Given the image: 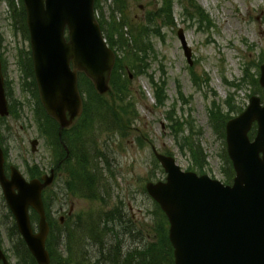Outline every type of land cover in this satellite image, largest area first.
I'll use <instances>...</instances> for the list:
<instances>
[{
	"label": "rangeland",
	"instance_id": "rangeland-1",
	"mask_svg": "<svg viewBox=\"0 0 264 264\" xmlns=\"http://www.w3.org/2000/svg\"><path fill=\"white\" fill-rule=\"evenodd\" d=\"M118 1L123 2L125 11L119 9L114 0H101V5L97 6L105 11L106 17H111L112 24L124 26L125 38L129 39L130 44L133 35L143 40L144 29H160L158 34L148 33L145 36L153 47L147 58L149 67L146 72L133 70L136 48L133 44L127 47L125 68L117 78V94H109L103 99L92 96L89 99L90 114L77 127L60 135L59 126L36 117V101L23 91L22 83L27 89H33L34 80L28 71L24 72V77L21 76L17 65L19 51H24V69L28 65L25 56L30 50L29 35L22 24L14 26L15 29L11 27L10 20L5 18L6 4L0 0V54L13 81L15 98L25 102L20 119L10 116L5 121L0 120L2 144L8 151L9 161L19 166L24 174L27 163L33 167L34 174H50L54 165L66 156L60 143L63 141L73 157L75 154L78 156V150L84 146L80 150H87L92 157L90 160H80L81 168L88 173L89 169L96 168L102 174L95 184L89 181L80 185L79 189L72 187V190L65 185L67 175H64L48 189L47 194L53 198V203L50 205L49 199L47 207L53 233L55 237L61 234L66 239L72 237L68 252L65 242L62 246L58 244L60 240L53 243L55 246L58 244V261L82 260L78 255L80 252L88 259V264L111 263L105 260L110 248L104 250V243L114 248L123 242V252L154 244L157 240V220L162 223L164 238L169 239V222L163 219L159 205L145 188L149 181L166 179L153 147L173 157L184 171L207 174L222 181L225 179L226 138L224 140L215 132L209 113L220 111L228 118L235 117L246 109L254 95L261 97L264 103V89L256 82L260 74L259 65L264 62V0H195L212 18L214 27L210 32L201 31L184 15L182 4L187 6L188 0H170L171 16L162 10V0ZM165 17L172 21L167 22ZM179 29L184 30L192 49V66L178 37ZM129 50L132 54L127 53ZM191 68L199 75L197 80V77L193 78ZM246 68L250 74L247 81H243ZM151 77L154 83L163 88L164 106L157 101ZM229 82L240 86L230 85ZM123 86L127 100L135 104L138 113L132 116L130 123L125 124L122 119L113 121L110 116V109L125 107V101L124 104L118 101V91L122 93ZM172 110L174 118L185 120H181L182 126H171L167 112ZM97 112L100 114L97 115ZM38 115L42 116L39 111ZM177 132H180L179 139ZM33 139L39 140L36 152H32L31 148ZM192 142L201 150L199 154L193 155L190 147L194 150L197 147ZM77 190L80 195L75 196ZM95 190L96 197L92 195ZM72 205L73 218L65 225L59 224L60 218L69 212ZM115 207L122 210V228L130 234L125 236L123 232L119 243L112 233V239L109 238L106 230L92 238L89 234L94 224L100 221L102 212L108 210L109 213ZM82 219L85 228L81 224ZM78 221L76 227L74 223L78 224ZM12 222L0 187V238L3 250L13 264H28L25 258L24 262L20 258L22 251L16 247L18 242ZM35 225L38 226V223ZM98 236L100 242H96ZM24 255L29 257L27 250H24Z\"/></svg>",
	"mask_w": 264,
	"mask_h": 264
},
{
	"label": "water",
	"instance_id": "water-1",
	"mask_svg": "<svg viewBox=\"0 0 264 264\" xmlns=\"http://www.w3.org/2000/svg\"><path fill=\"white\" fill-rule=\"evenodd\" d=\"M94 4L95 0H24L40 100L62 128L82 114L79 73L91 79L100 94L110 89L116 55L103 37ZM179 36L191 61L183 30ZM260 84L264 87V66ZM0 113H8L1 70ZM255 122L258 131L251 141L248 133ZM226 141L236 172L232 186L183 172L172 157L157 154L168 176L147 189L169 219L175 264H264V106L259 97H252L246 110L227 123ZM44 179L27 182L14 170L13 180H6L0 149V180L18 228L38 263L50 264L49 224L41 194L53 176ZM30 206L40 215L37 233ZM0 260L8 264L1 249Z\"/></svg>",
	"mask_w": 264,
	"mask_h": 264
},
{
	"label": "trees",
	"instance_id": "trees-1",
	"mask_svg": "<svg viewBox=\"0 0 264 264\" xmlns=\"http://www.w3.org/2000/svg\"><path fill=\"white\" fill-rule=\"evenodd\" d=\"M117 4V7L119 9H121L122 11H125V5L123 4L122 1H118V0H114ZM99 4L101 5V0H96V8L98 9ZM169 5H172V2L170 0H163V6H162V10L164 11V13H168V16H171V10L169 9ZM183 12L184 15H187L188 20L190 21V23H193L196 27H198V29H200L201 31H211L213 26V21L212 18L210 17V15L206 12V10L200 6L195 0H188V5L185 6L183 4ZM101 10V8H100ZM102 12V10H101ZM24 14V23H17L18 25L23 26V30L25 32L27 31V27H26V23H25V10H22V15ZM111 19V17H110ZM165 19L168 21H172V19H169L167 17H165ZM100 23L102 26V29L107 37V40L110 44V46L115 49L117 52L119 51L120 56H118L117 59V63L115 66V69L113 71V76H112V88L113 91L110 95H113V93L117 94V87H118V83L119 80H117L118 76L120 75L121 70H123L125 68V64L124 60L126 58V54H125V50H127L126 48L130 47V45H134L136 48L135 51V59L136 61L134 62L133 65V70H137L140 72H146L149 64L148 62V56L149 53L151 52V50H153L152 47V43L150 40L146 39L147 34H158L159 33V28H154L152 27V29H144V31H142V34L145 33L143 35V40H140L141 37H138V35H133V37H131L132 40V44H130L129 39L125 38V33H124V26L123 25H118L116 23L112 24V21L110 22V20H107L105 15L103 14V12L101 13V17H100ZM109 23V24H108ZM152 26H155L154 23H149ZM140 33V32H139ZM146 36V37H145ZM28 52L26 53L27 59H25V62H28L27 67H25V72L28 71L29 74L31 72L33 78H34V73H33V66H32V60H31V55H30V50H27ZM128 54H132V52L129 50L127 52ZM126 61H131V60H126ZM129 66V65H128ZM81 80H80V87L81 89L84 91V93L86 94V101H85V110H84V115L82 116V118L80 119V121L84 120L85 117H87L88 114H90V101L89 99L92 96H97L100 99H103L105 96H101L99 95L96 90L93 87L92 82L85 77V75L81 74ZM125 77H127V81H128V76L125 74ZM152 81L154 80L153 77ZM195 78V77H194ZM196 80L198 79L195 78ZM257 82V80H256ZM33 83L35 85V81L33 80ZM154 83V81H153ZM155 85V90H156V98L157 101H159V105L160 106H164L165 104L162 103L163 100L162 98L164 97V93H163V88L161 87V85L154 83ZM86 87V89H85ZM121 88V85H120ZM126 90V88L123 86L122 87V93L123 91ZM118 101L121 102V104H124L125 101V107L124 108H112L110 109L109 106H111L109 104V106H107L110 109V116L112 118L113 121L115 120H120L122 119V123H129L132 116L137 115L134 105L131 104V101L127 100V94L124 91V94H122L120 91H118ZM37 94V91H36ZM108 104V103H107ZM105 104V105H107ZM114 104V102H113ZM115 105V104H114ZM40 109L42 110L41 106H39ZM112 107V106H111ZM109 112V111H108ZM97 115L100 114V112L96 113ZM46 116V114H45ZM210 120L211 123L213 124L214 128H215V132L218 133L219 135H221V137L225 140V126H226V122L229 119L227 116L223 115L220 111L215 113L212 111V113L210 112ZM46 118H49L46 116ZM167 118H169L170 122H171V126H176L177 124H179L178 126H182L180 123V118H174L173 117V111H170L168 113ZM50 119V118H49ZM126 119V121H125ZM79 121V123H80ZM118 124V123H117ZM79 124H77L78 126ZM76 126V127H77ZM173 129V128H172ZM180 133V132H179ZM177 132V138L179 139V134ZM190 139V137H188ZM185 140V139H184ZM186 141V140H185ZM195 146L196 144L194 142H192ZM80 146V145H79ZM197 147V150H194L192 147H190V149L193 151V155L194 153H200V149ZM198 153V154H199ZM224 158H225V163L223 166V171L225 173V179L224 182L225 183H232L233 182V178L235 175V172L233 170V166L232 163L228 157L227 151H225L224 153ZM77 171L79 173L74 175V179L76 180L77 178H80L82 181H86L83 179V176H85L86 174L88 175L89 173L86 172L85 170H83L81 168V165L79 164ZM73 172V170H72ZM31 173H34V171L32 170ZM100 180V174L98 173V170L92 169V173L91 176L89 178L90 183L95 184L96 181ZM71 189L73 187V189H78L76 188V186L73 184L72 186H70ZM96 190L92 193L94 197H96L97 195L95 194ZM50 198V205H51V196H49ZM46 205L47 207H49V201H46ZM158 209L160 211V214L163 216V219L167 220L165 214L162 212L160 206H158ZM123 212L121 211L120 208L116 207L113 210H110V212L105 213L103 215H101L100 217V221L96 222L92 228L91 233L89 234L92 238H94L97 233H102L104 230H106V235L109 236V238L112 239L110 233H112V235H114V237L117 238L118 243L120 242V235L123 233V235L128 236L130 234V232H125L123 230L124 228V222H123ZM33 219L36 220L37 216L35 214H33ZM157 222H158V226H157ZM156 233H157V240L154 244H149L146 247H137L135 249H131L129 251H125L123 252L122 250V244L119 246H115L114 248L110 245L107 246L106 243L105 244V249L110 248V253L105 256V260H107L108 264H174V255H173V247L169 241V239L167 238V240L164 238V233H163V229H162V223L161 221L157 220L156 222ZM92 224V225H93ZM13 230H14V234L17 237V242L18 244L16 245L17 248H19L22 251V254L20 256V258L23 259L24 262V258L27 261L28 264H37L34 257L31 255V253L29 252V250L27 249L26 244L24 243V241L22 240L21 236L19 235V233L17 232V229L15 227V224L13 223ZM103 226V227H102ZM78 227V226H77ZM123 227V228H122ZM54 230L52 229L51 234H50V238H49V242H48V249L51 253L52 256V264H88L87 261L88 259L85 258L82 253L78 252V255L81 257L82 260H75L74 258L71 259H66V260H60L58 261L57 257L59 254L56 251V247L55 244L53 245L54 242H58V240L62 238V234L59 235L58 237H55L54 235ZM68 235H66L67 237ZM131 236V235H130ZM71 240L72 237L67 238V241L65 242L66 244V251H69V246L71 245ZM101 240L98 238H96V242H100ZM108 242H110V240L107 239ZM19 245V246H18ZM21 247V248H20ZM55 247V248H54ZM113 248V249H112ZM24 250H27V254L29 257H27L26 255H24ZM104 262V261H103ZM105 263V262H104ZM19 264V263H18ZM100 264V263H97Z\"/></svg>",
	"mask_w": 264,
	"mask_h": 264
},
{
	"label": "flooded vegetation",
	"instance_id": "flooded-vegetation-1",
	"mask_svg": "<svg viewBox=\"0 0 264 264\" xmlns=\"http://www.w3.org/2000/svg\"><path fill=\"white\" fill-rule=\"evenodd\" d=\"M62 143V142H61ZM64 146V145H63ZM63 162H64V160L62 159H60L55 165H54V167L52 168L54 171H55V175H56V177L59 179L61 176H62V165H63ZM51 169V170H52ZM73 210H74V206H71V208H70V210H69V215H71L72 214V212H73Z\"/></svg>",
	"mask_w": 264,
	"mask_h": 264
}]
</instances>
